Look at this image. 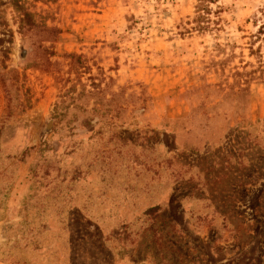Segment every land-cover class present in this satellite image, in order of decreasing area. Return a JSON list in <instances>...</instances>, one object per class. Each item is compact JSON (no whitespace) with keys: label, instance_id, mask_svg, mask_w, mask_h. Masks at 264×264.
I'll list each match as a JSON object with an SVG mask.
<instances>
[{"label":"rangeland","instance_id":"374dc122","mask_svg":"<svg viewBox=\"0 0 264 264\" xmlns=\"http://www.w3.org/2000/svg\"><path fill=\"white\" fill-rule=\"evenodd\" d=\"M203 2L0 0L1 264H264V0Z\"/></svg>","mask_w":264,"mask_h":264},{"label":"trees","instance_id":"16d2710c","mask_svg":"<svg viewBox=\"0 0 264 264\" xmlns=\"http://www.w3.org/2000/svg\"><path fill=\"white\" fill-rule=\"evenodd\" d=\"M203 1L205 0H199V3H200V6H198V10H202L201 8H204L203 10H206L207 11V8L205 7H202V3H204ZM208 2H214V0H207ZM207 2V3H208ZM16 8L19 9L22 13V23H25V25L27 26V28H31V29H34V28H38L37 25H35V23L32 21V15H30L29 13H27L26 11H24L23 9H21L20 5H17L16 4ZM204 18L202 17H198L197 19V23H201L203 25L204 23ZM199 29H202L203 27L198 25ZM67 59L71 60V65L75 66L76 64L78 65L80 62H81V57L80 56H77V55H73V54H70V55H67L66 56Z\"/></svg>","mask_w":264,"mask_h":264},{"label":"crops","instance_id":"0c3cea01","mask_svg":"<svg viewBox=\"0 0 264 264\" xmlns=\"http://www.w3.org/2000/svg\"><path fill=\"white\" fill-rule=\"evenodd\" d=\"M1 264V263H0Z\"/></svg>","mask_w":264,"mask_h":264}]
</instances>
